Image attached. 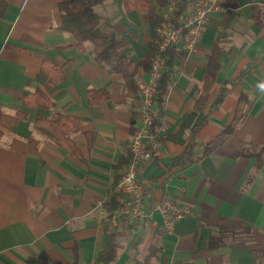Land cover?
<instances>
[{
    "label": "crops",
    "instance_id": "crops-1",
    "mask_svg": "<svg viewBox=\"0 0 264 264\" xmlns=\"http://www.w3.org/2000/svg\"><path fill=\"white\" fill-rule=\"evenodd\" d=\"M220 3L225 9L211 14L195 50L188 53L181 41L165 65L160 146L139 176L149 216L139 232L127 229L107 264H264V0ZM94 11L119 36V52L145 57L152 38L140 10L103 0ZM60 23L57 0H0V107L6 115L27 113L0 138V264H66L73 247L80 264H92L104 246V205L118 192L129 153L136 91L99 64L91 47L75 46ZM215 44L214 84L193 124L184 126ZM43 58L61 65L64 80L48 90L49 107L25 108L22 93L36 88ZM147 73L141 68L137 82ZM223 87L225 98L211 108ZM89 90L106 96L90 101ZM36 114L73 117L75 125L56 141L35 131ZM191 140L197 155L205 145L208 153L170 168ZM163 197L192 212L171 233L152 209Z\"/></svg>",
    "mask_w": 264,
    "mask_h": 264
},
{
    "label": "trees",
    "instance_id": "trees-1",
    "mask_svg": "<svg viewBox=\"0 0 264 264\" xmlns=\"http://www.w3.org/2000/svg\"><path fill=\"white\" fill-rule=\"evenodd\" d=\"M103 0H57V6L60 12L61 23L59 28L66 33L71 34L75 41L73 44L84 50L90 48L91 56L102 66L107 67L111 72L121 74L124 84L134 91L136 97L138 93L137 77L141 68L149 71L152 57L157 52L158 35L156 28L160 23V16L156 11V7L162 8L167 5L168 0H122L125 8L140 10L146 18L151 35V42L147 44V51L143 59L129 58L125 53H121L117 49L119 36L110 28L105 26L100 16L94 11V5ZM2 12V11H1ZM175 47L168 48L166 54V67L170 65L175 57ZM220 48L215 44L207 56L206 71L204 73L202 93L196 100L192 111L189 113L184 126L193 124L196 116L200 112L201 106L205 103L208 93L210 92L217 71L220 68L219 62ZM166 67L157 84V93L155 101L159 106L162 105L163 95L167 86ZM245 75V71H241L237 80ZM64 80L61 65L43 58L39 71L35 75V81L38 83L34 90L25 89L22 93V104L25 108H47L51 101L48 90ZM101 97L106 96V91L100 93ZM226 95V88H221L212 101L211 108L215 109L221 104ZM89 100L96 101L94 91L89 90ZM240 101H245V97L241 96ZM26 111L19 110L12 115H6L0 107V138L5 130L16 125L20 120L25 119ZM73 117H63L47 119L39 114L35 115L33 128L35 131L44 136L51 137L56 141L64 138L67 131L72 128L75 123ZM204 120L191 127V136H193L203 125ZM157 119H155L152 131L157 137L156 127ZM134 130V127L132 131ZM131 131V133H132ZM197 143L190 141L179 154L171 158L170 168L184 166L195 159L205 155L209 151L208 145L204 146L201 155L195 153ZM264 148V146H263ZM131 159L129 150L125 166ZM123 173V171H122ZM121 173V175H122ZM124 195L120 192H113L104 205V214L102 224L104 229V246L99 250L92 264H107L111 262L118 248L121 246V240L127 232L125 218L120 217L116 225L110 223V217L114 210L122 203ZM72 259L66 264H80L78 251L76 247L71 250Z\"/></svg>",
    "mask_w": 264,
    "mask_h": 264
},
{
    "label": "built area",
    "instance_id": "built-area-1",
    "mask_svg": "<svg viewBox=\"0 0 264 264\" xmlns=\"http://www.w3.org/2000/svg\"><path fill=\"white\" fill-rule=\"evenodd\" d=\"M224 9L220 0H168L167 5L158 11L160 23L156 28L157 52L152 57L147 77L138 83L136 124L129 141L131 159L124 167L117 185L118 192L124 198L110 217L112 225H116L118 219L124 217L131 234L139 232L143 221L149 216L145 204L149 194L139 176L160 146L152 126L160 112L155 96L157 84L165 69V51L183 41L184 49L188 53L193 52L211 14ZM152 209L161 215L163 228L168 233L174 231L182 218L192 213L187 206L167 197L156 200Z\"/></svg>",
    "mask_w": 264,
    "mask_h": 264
},
{
    "label": "clouds",
    "instance_id": "clouds-1",
    "mask_svg": "<svg viewBox=\"0 0 264 264\" xmlns=\"http://www.w3.org/2000/svg\"><path fill=\"white\" fill-rule=\"evenodd\" d=\"M259 88H260L261 91H264V83H261V84L259 85Z\"/></svg>",
    "mask_w": 264,
    "mask_h": 264
},
{
    "label": "water",
    "instance_id": "water-1",
    "mask_svg": "<svg viewBox=\"0 0 264 264\" xmlns=\"http://www.w3.org/2000/svg\"><path fill=\"white\" fill-rule=\"evenodd\" d=\"M227 82H228V81H224L223 83H224V84H227ZM228 86H229V85H228Z\"/></svg>",
    "mask_w": 264,
    "mask_h": 264
}]
</instances>
